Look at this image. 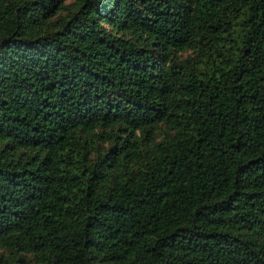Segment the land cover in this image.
Segmentation results:
<instances>
[{"label":"trees","instance_id":"1","mask_svg":"<svg viewBox=\"0 0 264 264\" xmlns=\"http://www.w3.org/2000/svg\"><path fill=\"white\" fill-rule=\"evenodd\" d=\"M0 264H264V0H0Z\"/></svg>","mask_w":264,"mask_h":264}]
</instances>
